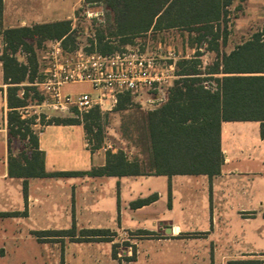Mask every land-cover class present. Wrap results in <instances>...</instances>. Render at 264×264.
Returning a JSON list of instances; mask_svg holds the SVG:
<instances>
[{
  "label": "trees",
  "instance_id": "obj_1",
  "mask_svg": "<svg viewBox=\"0 0 264 264\" xmlns=\"http://www.w3.org/2000/svg\"><path fill=\"white\" fill-rule=\"evenodd\" d=\"M237 0H84V6L102 5L112 17L114 29L108 33L98 30L89 39L87 51L110 54L124 46L134 44L135 39L149 30L181 29L196 40L206 44V50L216 55V63L204 77L198 66L199 52L191 59L176 61V79L164 90L165 100L154 110L147 111L141 129L144 131L145 150L132 155L119 150H106V164L87 172L47 173L44 156L39 150L38 137L26 126L19 109L27 105L28 98L42 101L38 87L33 84L38 74L37 47L51 40H60L64 49L75 42V30L71 20L36 24L31 27L7 29L3 32V62L8 100V130L12 137L28 139V151L20 157L9 158L11 177L49 176H151L175 174L218 175L223 164L220 148V132L223 122H259L260 135L264 138V26L252 37L229 53L223 52L227 44V24L230 8ZM240 3L246 0H238ZM97 11V10H96ZM0 9V21H1ZM224 26L221 34V26ZM1 33V32H0ZM118 42V43H117ZM27 58L21 62L17 53ZM207 83V86L204 84ZM23 89V97L19 91ZM33 93V96L30 94ZM130 93L119 95L115 111H122L132 104ZM73 113L77 110L73 109ZM101 110L96 107L81 118H52L41 124H82L86 135L97 132L92 151L102 147ZM92 139V140H91ZM27 183H24L26 191ZM153 197L140 200L144 205ZM148 234V233H143ZM51 238H75L76 230L37 232V236ZM115 234L105 229L81 230L77 240L109 241ZM116 246L113 255L116 257ZM227 264H264V260H232Z\"/></svg>",
  "mask_w": 264,
  "mask_h": 264
},
{
  "label": "crops",
  "instance_id": "obj_2",
  "mask_svg": "<svg viewBox=\"0 0 264 264\" xmlns=\"http://www.w3.org/2000/svg\"><path fill=\"white\" fill-rule=\"evenodd\" d=\"M90 8L89 5L84 6V0H0L2 13L0 21V55L4 47L3 32L5 30L63 20H71L74 28L73 24L78 19V15L84 14V11L90 10ZM173 30L181 29L149 30L143 36L151 37V35L165 34ZM139 38L136 40L139 41ZM204 84L207 86V83ZM8 86L9 84L5 80L3 62L0 60L1 260H5L8 255V242L18 244L23 238L33 241L37 247L51 246L59 248L60 253L58 255L61 264H68L67 258L70 255L74 258L77 256L76 264H89L86 259H92L93 264H99L97 263L99 262L98 255L93 252L103 244H106L107 248L104 255H101V259L106 264H227L232 260H264V198L262 197L264 196V182H255V179L264 176V138L260 135L261 124L259 122L222 123L220 148L224 160L220 173L212 178H209L206 174H175L171 177L166 175L11 177L9 175V158L10 156H17H14L11 151L16 137L10 136L8 130ZM21 90L18 94L19 97H21ZM88 92H91L90 86ZM154 99H158V96L156 95ZM161 103H157L150 111ZM34 126H42L37 137L39 150L44 156V169L47 173L87 172L93 168H101L106 164V151L102 148L92 151L88 147L82 124L47 125L36 123ZM129 158H132V154ZM154 177L164 178V186L167 188L164 189L163 186L159 190L152 187L155 192L149 198L153 197V201L144 205H135L140 200L148 199L143 198L141 191H139L135 194L131 193L125 205L121 204L122 198L120 196L124 179L126 181L141 182L145 178ZM54 178H78V185L76 183L71 186L73 203H66L65 209L61 210L60 215H57V224L61 225H54L53 223L52 213L55 209L53 204L47 203L51 195L47 191V187H39L38 190L33 189V183H43L41 181ZM190 178L196 179L195 181L199 179L202 189L203 187H209L211 202L209 207H205L203 210L211 213L212 220L216 219L217 211L222 209L218 207L217 200L213 195L215 183L218 180H225L227 185V180L236 181L234 192H230L225 188L223 193H225L227 201L231 195L235 196L237 203L230 206L231 209L239 213L242 220L240 225L243 230L240 234L246 244L237 253L229 255L228 250L221 251L217 243L209 236L210 232L206 228L199 231L184 230L183 225L191 226L196 220L199 221L200 219L201 221L204 218L203 215L199 218V215L195 213L199 210L193 200L186 199L185 202L178 205V209L188 212L186 213L188 219L183 220V222L169 221L158 225L156 219L148 214L151 208L158 205L163 192L168 193V207L174 210L175 205L171 201V197L172 199L176 198L174 186L177 182L180 185L184 184L182 181L191 182ZM25 182L27 183L26 191H24ZM106 182L116 183L114 188L109 190H113V193H115L118 204L110 209L108 213H103L96 208L98 197L95 198L96 192L93 191V186L99 187ZM88 184L92 185L93 188L85 189L84 185ZM126 185H128V182H126ZM15 187L17 190L14 196L13 189ZM149 190L151 188L147 189V192ZM126 191L131 192L129 189H126ZM85 200L89 202L87 208L84 207ZM86 211L92 223L79 224L80 216ZM123 216H127V221L123 220ZM206 217L207 215H205ZM149 222H151V225H149ZM22 225H25V231H23ZM250 225L251 229L246 230L245 226L250 227ZM72 228L76 230L77 236L75 238L56 237L53 239L46 235L37 236V232L70 230ZM89 229H105L115 235L110 236L109 241H80L76 239L79 234L77 230ZM194 233H197V235ZM246 236L248 241L245 240ZM119 238L130 241L135 246L134 251L125 250L124 257L116 251V257H114L113 249ZM148 241L158 243L162 247L167 246V250L150 251L144 249L142 245ZM86 246L88 247L86 248ZM87 249L90 250L88 252H92L89 259H85L84 256L80 257ZM73 251H76V253H73ZM219 255L220 260L218 261ZM100 262L102 261L100 260Z\"/></svg>",
  "mask_w": 264,
  "mask_h": 264
},
{
  "label": "rangeland",
  "instance_id": "obj_3",
  "mask_svg": "<svg viewBox=\"0 0 264 264\" xmlns=\"http://www.w3.org/2000/svg\"><path fill=\"white\" fill-rule=\"evenodd\" d=\"M90 10L98 12V17H87L85 14L81 13L78 15V19L75 21L74 25V36L75 42L70 44V47H73L74 50L80 46H87L89 39H91L94 34L98 30H105L107 33L114 29L113 27V19L112 17L103 9L102 5L90 6ZM83 10V9H82ZM97 10V11H96ZM230 15L228 18L227 24V44L222 47V51L229 53L235 47L242 44L243 42L249 40L252 35L263 28L264 26V0H246L245 2L240 3L238 0L231 6ZM84 11V10H83ZM224 26H221V34H223ZM197 35H190L189 32L183 30H173L169 31L165 34L151 35L149 36H141L139 41L135 39L134 42H142L145 45V49L149 54H155L159 58V62L163 65L170 63L172 60L169 58L168 51L171 50L175 54L176 60H180L181 58L191 59L195 57L197 52L201 55L198 57L199 66L198 69L201 73L204 74V77L210 76L208 73L214 67L216 63V55L213 52L206 50V44L201 41L196 40ZM118 43V42H117ZM159 45H161V49H159ZM47 46L46 43L37 47V57L39 60V65L43 66V56L46 55ZM17 57L21 62H24L27 58V55L19 51L17 53ZM37 80L40 79V74H37ZM87 84H69L63 86V92H70L74 95H78L80 93L88 92ZM23 91V89L21 90ZM157 90H151L148 92H144L142 94H137L133 97L132 104L128 105L125 110L115 111L114 108L112 110H103L102 117L100 120L101 130H102V149L113 150L117 152L119 150L125 151L129 156L132 154L140 153L142 150H145L143 143L142 134L144 131L141 129L143 117L146 115L147 111H150L157 102L151 104L148 100H152L156 96ZM33 96V93L30 94ZM36 102L33 101L32 97L28 98L27 105H34ZM45 118L44 115L41 116L39 121H36L34 117H26V126H28L33 134L38 135L42 126H34V124L42 123V118ZM52 118H61L59 115H53ZM50 119L45 118V122ZM97 130L94 129L92 135H86V141L88 147H93L95 144V139L93 141H89V138H95ZM92 140V139H91ZM30 144L29 140H22L20 138H16L15 142L12 144V154L14 156L20 157L24 152H27V146ZM2 155V147L0 145V156ZM236 165V164H235ZM191 182L182 181L184 184L180 185L179 182L174 186V192L176 198L171 197V201H173L175 205V209L171 210L169 206V195L166 192H163L162 197L156 207L151 208L148 211V214L156 219V223L158 225L168 223L169 221H178L183 222L186 218V213L178 209L179 203H183L186 199L193 200L196 202L197 208L199 211H195L196 214L199 215V218L203 215V220L194 222L193 225L184 226V230L186 231H199L204 228L208 229L209 236L212 237V240L215 241L220 247L221 251H227L229 255H233L240 251L246 244L242 240V227L240 225L241 218L239 217V213L236 210L231 209L230 205L236 204L235 196L231 195L229 200H226V195L223 193L225 188L230 192H234L236 189V181L227 180V185L225 180H218L215 183L213 189L214 198L217 200V205L221 210L217 211L216 219L212 220L210 212L203 210L205 207H209L211 202L210 198V189L209 187H203L200 184V180L195 181L196 179H191ZM43 183H33V189L38 190L39 187H47V191L51 193L49 200L47 203H51L54 205V211L52 215V220L54 225H61L58 223L57 215L61 214V210L65 209L66 203H73V197L71 195L72 185H75L78 182V178H58V179H49L47 181H41ZM115 182V181H113ZM122 191H121V204L125 205L130 194L138 193L141 191L143 198H149L154 195L152 187H156L157 189H162L165 185L164 178H145L141 182L140 181H126L124 179L122 181ZM128 182V185H126ZM255 182H264V176L258 177L255 179ZM78 185V183H77ZM116 183H105L102 186H93L92 185H84L85 189H94L96 192L95 198L98 197V204L96 208L101 210L103 213H108L110 209H113L115 205L118 204V199L113 193V189ZM81 187V186H78ZM77 188V187H76ZM151 188L149 192L147 189ZM155 188V189H156ZM167 188L166 186L163 187ZM126 189H129L131 192H127ZM16 187L13 189L14 196L16 194ZM12 191V190H11ZM158 191V190H157ZM264 198V196H262ZM183 199V200H182ZM88 201L85 200L84 207L87 208ZM63 206V207H62ZM235 207V205H233ZM96 209V210H97ZM194 213V212H190ZM194 213V214H195ZM264 214V212H263ZM205 215L207 217L205 218ZM123 220L127 221V216H123ZM222 217V219H221ZM60 218V217H59ZM79 224H88L92 223L90 217H88L87 211L84 212L83 215L80 216ZM152 220V218H151ZM151 225V222H149ZM252 225V224H251ZM251 225L245 226L246 230L251 229ZM61 227V226H60ZM190 227V228H189ZM23 231H25V225H22ZM78 229V228H76ZM80 231L77 230V233ZM197 235V233H194ZM246 241H248V237L246 236ZM197 241V240H196ZM8 255L5 260L0 259V264H61L59 253L60 249L57 247H37L33 241L28 239L21 240L18 244L14 242H8ZM208 245L210 243H207ZM78 246V245H74ZM116 251L121 253L122 257H124L125 250H129L131 252L134 251L135 246L125 239L121 240L119 238L118 243L115 244ZM88 246H86L87 248ZM113 247V246H112ZM144 249L155 251V250H167V246H160L158 243H153L148 241L142 245ZM107 245L103 244L101 247H97V249L93 252L98 255L99 264H106L105 261L101 259V255H104L106 251ZM227 248V249H226ZM90 250H86L82 253V256L89 259L91 253L88 252ZM1 253V252H0ZM76 253V251H73ZM255 253V252H253ZM100 254V255H99ZM79 257V258H80ZM77 256L74 258L73 256H69L67 258L68 264H76ZM100 260L102 262H100ZM220 260V255L217 259ZM216 260V261H217ZM86 261L90 264H93V260ZM118 264V263H117Z\"/></svg>",
  "mask_w": 264,
  "mask_h": 264
},
{
  "label": "built area",
  "instance_id": "obj_4",
  "mask_svg": "<svg viewBox=\"0 0 264 264\" xmlns=\"http://www.w3.org/2000/svg\"><path fill=\"white\" fill-rule=\"evenodd\" d=\"M84 14L98 17L99 13L85 10ZM46 46L43 66L39 65L38 60L40 79L31 84L38 87L43 99L20 108L23 119L32 116L39 121L42 115L46 119L53 115L81 118L96 107L101 111L112 110L123 93H130L134 97L157 90L158 99L149 102L161 103L166 98L164 90L171 87L176 79L175 54L169 50L172 61L163 65L158 56L147 53L142 42L126 45L110 54L88 52L86 46L66 50L60 40L48 41ZM69 84H88L91 92L78 95L64 93L63 86ZM23 95L24 90L20 93L21 97ZM73 109L77 110L76 114Z\"/></svg>",
  "mask_w": 264,
  "mask_h": 264
}]
</instances>
